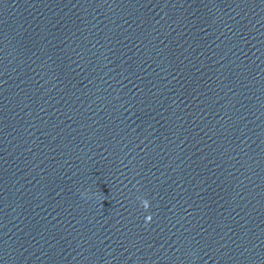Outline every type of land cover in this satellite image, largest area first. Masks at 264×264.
Listing matches in <instances>:
<instances>
[{
  "label": "water",
  "instance_id": "water-1",
  "mask_svg": "<svg viewBox=\"0 0 264 264\" xmlns=\"http://www.w3.org/2000/svg\"><path fill=\"white\" fill-rule=\"evenodd\" d=\"M0 264H264V0H0Z\"/></svg>",
  "mask_w": 264,
  "mask_h": 264
},
{
  "label": "clouds",
  "instance_id": "clouds-1",
  "mask_svg": "<svg viewBox=\"0 0 264 264\" xmlns=\"http://www.w3.org/2000/svg\"><path fill=\"white\" fill-rule=\"evenodd\" d=\"M140 199V203L141 205H144L145 201L142 198H138ZM151 220V215L149 214L148 216H145V223L147 224L149 221Z\"/></svg>",
  "mask_w": 264,
  "mask_h": 264
}]
</instances>
